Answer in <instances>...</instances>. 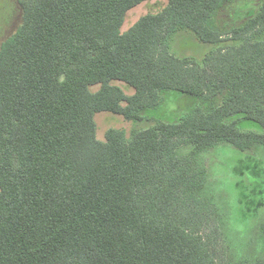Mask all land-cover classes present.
<instances>
[{
  "label": "trees",
  "instance_id": "trees-1",
  "mask_svg": "<svg viewBox=\"0 0 264 264\" xmlns=\"http://www.w3.org/2000/svg\"><path fill=\"white\" fill-rule=\"evenodd\" d=\"M146 1H20L23 24L0 48V264H264L250 256L264 222L233 246L203 156L264 151V0H167L122 33ZM183 30L229 44L181 58L171 42ZM167 91L195 99L181 121L97 139V113L142 121ZM246 157L248 184H264Z\"/></svg>",
  "mask_w": 264,
  "mask_h": 264
},
{
  "label": "rangeland",
  "instance_id": "rangeland-1",
  "mask_svg": "<svg viewBox=\"0 0 264 264\" xmlns=\"http://www.w3.org/2000/svg\"><path fill=\"white\" fill-rule=\"evenodd\" d=\"M20 1L0 0V48L23 24V10ZM249 1L254 3L255 0ZM167 5V0H148L140 4L127 13L121 32H127L142 17L148 14L158 13L166 8ZM241 5H244V7L246 5L247 7L246 3H241L235 7L236 12L241 9ZM228 44L229 42L219 45L202 43L197 39L194 32L183 30L173 36L171 50L178 57H193L201 61L210 52L216 51L218 48L227 46ZM113 84L121 87L125 94L129 96L135 92L133 88L123 82L117 81L113 82ZM98 90L99 86L92 88V92H97ZM194 104L195 99L192 97L167 91L163 105L156 109L145 111L143 113L145 119L142 121H127L123 116L110 112L97 113L94 118L97 125V139L105 141L106 134L110 129L123 130L126 136L130 138L135 132L146 130L160 120L165 122H179L185 114L193 109ZM242 127L261 131L260 127L253 122L243 123ZM203 156L209 177L214 184L215 192L222 196L228 208L232 209L230 213L233 219L232 234L234 240H236V243L233 242V246L238 245L239 240H244L248 233L250 234L252 232V234H257L260 230L261 223L264 222V210L254 222L250 221V219L246 220L248 217H245L249 214V210L256 212V207L254 206L262 200V195L255 193L264 190V184L260 182L261 180H257L256 182L258 183L255 182V186L248 184V180H256L247 171V168H255V163L250 161L246 156L259 159L264 169V151L260 149L256 152L244 154L231 145L223 144L206 151ZM253 190L256 192L253 193ZM256 223H258L256 226L251 227ZM227 238L232 245L230 241L231 237L227 235ZM253 249L255 252H253L254 255H250L251 257H257L258 255L264 256V240L262 241V245L257 246V248L253 247Z\"/></svg>",
  "mask_w": 264,
  "mask_h": 264
}]
</instances>
